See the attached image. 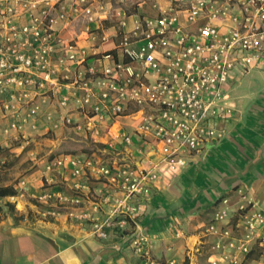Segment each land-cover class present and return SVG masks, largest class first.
Returning a JSON list of instances; mask_svg holds the SVG:
<instances>
[{"label": "crops", "instance_id": "crops-1", "mask_svg": "<svg viewBox=\"0 0 264 264\" xmlns=\"http://www.w3.org/2000/svg\"><path fill=\"white\" fill-rule=\"evenodd\" d=\"M85 1L49 0L48 17L42 22L64 42L69 41L83 49V63L76 65L67 60L65 50L58 49L51 58V67L52 75L59 83H48L44 89H39L40 95L33 100L30 95V101L17 104L14 109L0 107V125H6L11 119H25L17 134L26 139L25 144L33 140L27 135H51L44 138L42 144L47 147L42 150L55 154L36 158L37 167L21 178L23 184L14 185L16 189L23 187L27 196L44 188L68 196L89 194L91 201L72 205L75 214L103 217L111 203L100 201L99 191L113 193V186L104 187L103 181L91 173L72 177L69 167L47 172L45 165L60 155H98L96 152L67 151L63 146L75 145L71 140L89 142L97 147L96 151L103 158L113 162L127 159L146 168H151L159 156L153 145L137 135L130 133V144L123 140L121 133L127 132L124 128L126 119L99 121L97 115L90 112V107L78 108L70 98L62 104L61 99L69 97L73 90L83 94L82 89L69 84L76 73L94 66L97 76H101L105 65H113L123 57L119 47L122 32L135 30L136 20L156 16L160 9L170 5V0ZM86 6L89 13L83 10ZM27 7L25 2L0 0V25L1 22L25 25L31 15H41L44 3L39 0L35 8L25 10ZM121 21L125 26H120ZM3 33L0 29V35ZM95 77H90L94 85ZM25 88L33 94L32 86ZM226 89L231 97L229 102L235 108L219 122L223 128L221 136L207 144L184 168L174 173L157 172L151 197L138 204L137 221L155 261L186 264L184 260L188 256V264H197L196 252L204 250L207 259L209 256L221 259V252L213 245L224 238L213 233L210 226L215 223L216 229L229 230L234 216L240 212L248 208L264 211V53L242 72L235 70ZM6 96L0 94V106H4ZM34 102L39 103L40 108L35 116L28 117V109ZM64 118H69L70 122H64ZM15 135L14 132L11 137H5L0 131V145H8L6 139L17 138ZM4 198L18 210L26 209V204L37 210L32 202L24 199V194ZM93 203L99 205L97 211ZM41 207L45 208L43 204ZM62 208L58 213L45 215L43 212L34 220L18 222L1 214L5 209L0 208V264H148L130 244V231L100 238L91 231L89 221L69 217L64 206ZM217 215L222 218L214 222ZM226 250L234 252L233 249Z\"/></svg>", "mask_w": 264, "mask_h": 264}, {"label": "built area", "instance_id": "built-area-1", "mask_svg": "<svg viewBox=\"0 0 264 264\" xmlns=\"http://www.w3.org/2000/svg\"><path fill=\"white\" fill-rule=\"evenodd\" d=\"M16 2L28 3L25 10H30L39 0ZM43 3L41 15H31L25 25L1 22L0 94L7 95L6 110L30 101V95L33 100L48 83H59L51 67V58L58 49L65 50L64 58L76 65L85 60L83 49L64 42L42 23L47 20L50 6L49 0ZM83 10L90 12L87 6ZM120 26L125 22L121 21ZM119 47L123 57L113 65H105L101 76H97L94 66L79 70L69 84L82 89L83 94L73 90L61 103L70 98L78 108L90 107L99 121L126 119L123 140L130 144V133L139 136L153 145L158 160L146 168L127 159L113 162L98 155L69 154L45 165L47 172L69 167L72 177L91 173L103 181L104 187L113 186V193L99 191L100 201L111 203L103 217L75 214L72 205L91 201L89 194L68 196L44 188L31 197L46 204L45 214L61 212L64 206L69 217L86 219L100 238L130 231V244L148 264H172L151 257L137 221L138 204L151 197L157 172L174 173L184 168L223 133L219 122L233 108L226 89L233 72H242L264 53V0H170V5L156 16L136 20L135 30L123 31ZM94 76L95 85L91 79ZM27 85L33 87V94L27 91ZM39 108V103H32L27 116H35ZM24 120L11 119L1 127V134L9 137L15 132L17 136ZM63 121L69 123L70 119ZM16 190V195L24 194L23 187ZM93 205L97 211L99 205ZM221 218L217 215L214 222ZM210 229L224 239L213 245L222 258L209 256L208 264H264V211L248 208L238 214L234 228L216 229L213 223Z\"/></svg>", "mask_w": 264, "mask_h": 264}, {"label": "rangeland", "instance_id": "rangeland-1", "mask_svg": "<svg viewBox=\"0 0 264 264\" xmlns=\"http://www.w3.org/2000/svg\"><path fill=\"white\" fill-rule=\"evenodd\" d=\"M230 98L231 97L228 94V100H230ZM232 106H233L232 109H234L235 105ZM0 107L5 110L2 104ZM50 136H51L50 134L49 135L43 134L36 136L27 135L29 139L33 138V140L29 141V139H27V141L29 142H27L26 144L24 143L26 139L22 136H17V138L12 137V140H10V138L6 139L8 141L7 142L8 145H0V186L17 185L18 181L21 180V178L32 172L37 167V164L34 163V160H36V158H39L41 156H46V157L53 156L55 154L54 152L49 153L47 151L42 150V148L47 147L46 145L42 144L43 142H45L44 138ZM71 142H73L75 145L63 146L69 152H76V153L80 151L85 153L96 152L98 156L102 157L101 153L99 151H96L97 147L90 144L89 142H88L89 144L86 142H76L73 140H71ZM24 199L27 200L28 202H32L37 207V210L36 208H34V206H29L28 204H26V209L22 208L18 210L7 199H5L4 197H0V208L4 207L5 209V212H1V214L9 215L13 218L15 222H18L19 220H23V219L34 220L35 218L41 216V213L45 211V208L41 207L42 204L36 202V200L33 197L27 196L26 192L24 193ZM43 207H46V204H43ZM237 216L238 215L234 216L233 221L231 223V226L233 228ZM196 253H198V257L196 259L197 264H208L206 250L201 252L198 251ZM184 261H186V264H188L190 261L189 257L185 256Z\"/></svg>", "mask_w": 264, "mask_h": 264}, {"label": "trees", "instance_id": "trees-1", "mask_svg": "<svg viewBox=\"0 0 264 264\" xmlns=\"http://www.w3.org/2000/svg\"><path fill=\"white\" fill-rule=\"evenodd\" d=\"M17 190L14 185L0 186V197L16 195Z\"/></svg>", "mask_w": 264, "mask_h": 264}]
</instances>
